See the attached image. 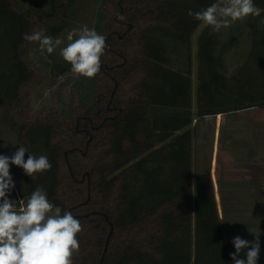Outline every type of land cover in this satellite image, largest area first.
Segmentation results:
<instances>
[{"label":"trees","instance_id":"obj_1","mask_svg":"<svg viewBox=\"0 0 264 264\" xmlns=\"http://www.w3.org/2000/svg\"><path fill=\"white\" fill-rule=\"evenodd\" d=\"M51 10L0 0V104L18 127L29 154L47 155L52 167L28 176L20 195L42 187L48 199L79 219V253L73 264H234L218 188L219 155L212 170L194 172L196 117L264 110V29L254 18L253 52L237 73H226L217 52L219 34L198 36L197 109L194 110L193 37L202 22L187 15L219 0H104L100 31L106 37L92 102H74L76 114H31L30 86L43 77L23 34L51 23L64 28L68 3ZM264 9V0H254ZM123 16L124 19H118ZM176 40V41H175ZM185 45L188 67L173 66L172 43ZM69 68L64 69L66 71ZM256 111V110H255Z\"/></svg>","mask_w":264,"mask_h":264},{"label":"clouds","instance_id":"obj_2","mask_svg":"<svg viewBox=\"0 0 264 264\" xmlns=\"http://www.w3.org/2000/svg\"><path fill=\"white\" fill-rule=\"evenodd\" d=\"M262 13L264 9L254 0H220L199 11L189 9L187 15L219 33L238 21L261 17ZM258 26L264 29V19L259 20ZM23 39L38 43L42 54H52L60 48V55L70 64L71 72L88 79L100 73L101 57L107 47L106 37L87 25L68 31L66 39L47 35L43 29L25 33ZM25 153L28 150L20 146L10 157L0 155V264H73V257L80 250L77 239L83 230L80 220L71 212L62 214L42 187H37L26 200L9 199L15 188L10 164L22 168L32 179L52 167L47 155L28 153L25 160ZM256 237L254 241L234 237L235 252L230 254L234 264H258L259 234ZM245 249H248L246 258H239Z\"/></svg>","mask_w":264,"mask_h":264},{"label":"rangeland","instance_id":"obj_3","mask_svg":"<svg viewBox=\"0 0 264 264\" xmlns=\"http://www.w3.org/2000/svg\"><path fill=\"white\" fill-rule=\"evenodd\" d=\"M20 1L29 6H36L47 11L51 10V0ZM103 3L104 0H72L69 2L67 15L64 18V28L57 36L64 37L66 39L68 31L73 28H80L84 25H87L89 28L94 27L96 31L101 34L100 31L103 26L101 16L105 13L104 10H102ZM51 26V23H43L41 29L45 30L47 35H50L48 29ZM198 36L199 33L196 35L194 34V43L192 47V74L195 75L193 80L194 110L197 109L196 93L198 88V59L195 47L198 48ZM61 47H63V45ZM172 47L173 66L175 68L183 69L188 67V51L185 48V45L174 42L172 43ZM30 56L35 66L40 68L43 73L42 79L34 81L30 86L32 116L37 114L41 115L45 112H52L54 110H60V113L63 116H74L76 112L73 107L74 102L77 99L83 103L93 101V96L96 94L94 78L88 79L73 74L70 70V64L65 62L61 57L60 48H57L52 54H47L46 52L42 54L39 50L38 43H33L31 45ZM228 57H236V55L235 53H229ZM228 57L227 59H230ZM232 59L234 60V58ZM231 63H233V61H231ZM66 68L69 69L64 71ZM238 69L239 68L235 67H226V73L229 76H232L237 73ZM6 111L7 106L0 104V155L10 157L14 155L20 146H24V144L18 138V127L5 120L4 115ZM245 113L247 112L238 111L237 113L231 114L229 119L232 120V123H230H236L238 125L237 121L240 115ZM245 115H243L244 120ZM200 123L201 119L197 117L196 127L198 128V134L196 135V164H194V172L209 169L210 165L207 163L212 161L214 133L211 129L212 125L209 123L213 124L214 120L206 122L205 126H200ZM242 135L243 134L239 132L238 136ZM27 157L28 153H25V160ZM197 159H200L202 164H198ZM10 174L13 178L15 186L19 187L17 193L20 195L26 191L29 185V179L23 169L10 164ZM222 177L223 176H221V180ZM244 178L246 177L244 176L237 179H243L242 182H244ZM237 184L239 185L237 196H224L225 210H223V225L225 234L227 239L231 242L236 236H240L242 239L248 241H254L257 238L256 234H259L260 254L258 264H264V197L246 196V184ZM222 188L224 191L225 187ZM20 199L25 198H22L21 196ZM247 250L248 249L242 250L239 258H246L245 253Z\"/></svg>","mask_w":264,"mask_h":264},{"label":"crops","instance_id":"obj_4","mask_svg":"<svg viewBox=\"0 0 264 264\" xmlns=\"http://www.w3.org/2000/svg\"><path fill=\"white\" fill-rule=\"evenodd\" d=\"M220 0L218 1V3ZM52 5V4H51ZM254 18L249 17L245 21H238L233 26L227 29H221L219 34V42L216 50L223 54L224 65L226 67L239 68L243 64L251 66H258V63L250 61L249 56L253 52V24ZM206 27L203 23L198 27L195 35L201 33ZM194 40V38H193ZM196 51L197 48L195 47ZM229 53H235L236 57H228ZM230 58V59H227ZM234 58V60L232 59ZM233 61V63H231ZM183 69V68H182ZM193 80L195 75L192 74ZM256 110V111H255ZM238 111H245L247 115H240L237 123L238 125L231 124L232 120L229 116ZM200 126H205L206 122L212 125L214 133L212 161L207 163L209 169L203 171L212 170L215 162L218 163L219 155L223 156L225 166L223 172H232L233 168L242 169L245 172L244 182L243 179H237L232 176H224L218 179V188L221 196L223 210H225L224 196H237L239 185L237 183L246 184L247 193L246 196L252 197H264V110L262 109H241L237 111L220 113L218 115H207L204 118H200ZM211 120V121H210ZM231 122V123H230ZM246 122V123H245ZM245 123V124H243ZM197 117L195 118L191 127H193L194 133V164H196V135L198 134ZM200 128V127H199ZM197 129V130H196ZM210 129V128H209ZM242 133V136L238 134ZM204 136V135H203ZM227 137V138H226ZM233 151V152H232ZM197 159L198 164H202V161ZM244 166V167H242ZM197 171H195L196 173ZM225 187L224 191L223 188ZM18 192L17 186H15Z\"/></svg>","mask_w":264,"mask_h":264}]
</instances>
